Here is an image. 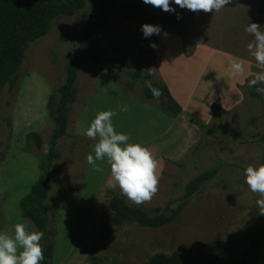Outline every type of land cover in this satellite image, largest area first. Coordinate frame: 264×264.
Listing matches in <instances>:
<instances>
[{
    "label": "rangeland",
    "instance_id": "1",
    "mask_svg": "<svg viewBox=\"0 0 264 264\" xmlns=\"http://www.w3.org/2000/svg\"><path fill=\"white\" fill-rule=\"evenodd\" d=\"M145 4L153 12L161 11ZM90 11L87 1L83 8L56 18L48 32L26 47L15 84H5L0 91V232L10 234L18 222L37 230L22 216L19 201L42 173L55 128L49 98L56 96L63 81L68 51L78 50V35ZM249 21L263 29L264 0H230L218 12H195L194 21L158 24L156 47L148 45L137 65L134 22L113 16L95 31L97 47L121 63L110 67L90 62L77 72L67 134L56 140L60 156L52 167L59 171L49 172L52 187L44 202L56 233L51 264H142L154 253L174 250L214 254L222 249L230 261L243 255L246 242L228 244L227 235L238 233L260 214L258 194L248 189L243 173L247 166L261 164L258 136L264 129V96L258 100L245 93L247 81L264 74V65L247 52L254 39L244 32ZM237 58L244 70L233 74L230 63ZM135 68L152 76L135 79ZM146 80L166 84L172 96V89L177 91L180 113L166 115L158 99L144 98ZM215 100L224 109L219 115L210 110ZM108 109L115 112V130L127 133L129 142L142 143L157 161L158 190L141 204L145 208L175 207L188 180L207 168L217 169L171 222L157 228L109 222V197L123 195L118 188H108L106 161H97L102 171L86 163L97 141L83 134L94 116ZM219 124L229 130L220 131ZM208 128L216 130L211 133ZM256 264H264V245Z\"/></svg>",
    "mask_w": 264,
    "mask_h": 264
},
{
    "label": "trees",
    "instance_id": "2",
    "mask_svg": "<svg viewBox=\"0 0 264 264\" xmlns=\"http://www.w3.org/2000/svg\"><path fill=\"white\" fill-rule=\"evenodd\" d=\"M87 1L90 2L91 11L78 35V50L68 51V62L65 66L63 81L57 88L56 96L52 95L49 98L48 105L55 128L41 162L42 173L31 190L19 201L22 216L28 219L38 231L43 232L40 244L44 260L41 264H51L52 261L56 233L44 202L52 187L49 172L51 169L54 172L59 171L58 167H52L60 156L56 140L67 134L68 105L75 100L78 91L75 85L77 72L82 65L90 62L110 67H116L118 63H121L118 58L97 47L95 31L108 24L110 17L113 16H121L134 22L138 29L137 65L138 59L145 53L150 41L156 43L154 35L148 38L143 37L142 24L180 25L195 19V13L192 11L153 12L140 0H0V91L5 84L9 86L15 84L26 47L48 32L56 18L83 8ZM150 73L149 71L140 72L135 68L131 76L135 79L140 77L149 79L152 76ZM151 83L161 91V96L158 98L160 110L172 117L179 114L181 107L170 94L167 85ZM256 87L259 86L248 87L245 93L249 97L262 100L263 96L255 91ZM142 95L146 99L153 98L145 85L142 87ZM210 110L218 115L224 111L219 100L210 104ZM218 127L222 132L229 130L223 124H219ZM215 130L208 128L211 133ZM34 141L37 146L41 145L38 134H35ZM258 142L262 153L261 164H264V129L259 133ZM216 173V168H207L188 180L184 186L183 199L175 207L167 205L162 209L159 207L148 209L141 204L128 203L123 196L113 194L108 200L111 210L109 222L113 225L134 222L138 226L151 228L163 226L174 220L190 197L205 182L213 179ZM240 240L246 242V248L243 255L233 261L227 259L222 249L214 254L203 252L191 254L182 250H174L170 253H154L142 264H256L264 245V214L251 218L239 229L238 233L227 235L228 244H235Z\"/></svg>",
    "mask_w": 264,
    "mask_h": 264
},
{
    "label": "clouds",
    "instance_id": "3",
    "mask_svg": "<svg viewBox=\"0 0 264 264\" xmlns=\"http://www.w3.org/2000/svg\"><path fill=\"white\" fill-rule=\"evenodd\" d=\"M153 6H158L163 11H175L172 5L188 9L192 12H218L230 0H143ZM179 18V17H177ZM144 38L161 34L159 25L144 23L141 25ZM244 32L254 39L246 46L249 56L258 65H264V30L256 22H248ZM149 46L156 47L150 41ZM233 74L244 70L243 61L239 58L230 63ZM151 75V73H150ZM258 84L264 85V74L256 75L247 81L249 88ZM154 99L161 96L159 88L154 87L150 80L145 81ZM255 91L264 96V87H256ZM115 112L111 109L99 111L90 121L83 134L95 139L97 142L93 151L86 154L85 161L96 171H102L97 166V161H106L109 166L111 180L108 188H118L120 193L133 204H143L149 201L157 192L158 175L156 172L157 161L151 151L140 142H129L127 133L118 132L112 122ZM244 183L248 189L258 194L256 206L259 213L264 214V164L249 165L244 169ZM43 232L30 230L25 223L18 222L13 225L12 232H0V264H41L44 260L40 241Z\"/></svg>",
    "mask_w": 264,
    "mask_h": 264
},
{
    "label": "crops",
    "instance_id": "4",
    "mask_svg": "<svg viewBox=\"0 0 264 264\" xmlns=\"http://www.w3.org/2000/svg\"><path fill=\"white\" fill-rule=\"evenodd\" d=\"M164 79H166V81H169V83H170V79L169 78H167V76H165V78ZM169 85V84H168ZM171 86H174V87H176L175 86V84L172 82V84H171ZM171 88V87H170ZM173 90V92H174V94H176L175 96H173L174 97V99L176 100V101H179V103H181V101H180V99H181V97L178 95V93H177V91H175L174 89H172ZM180 98V99H179Z\"/></svg>",
    "mask_w": 264,
    "mask_h": 264
}]
</instances>
